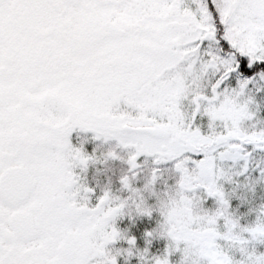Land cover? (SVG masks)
<instances>
[{
  "label": "snow or ice",
  "instance_id": "6c2138e0",
  "mask_svg": "<svg viewBox=\"0 0 264 264\" xmlns=\"http://www.w3.org/2000/svg\"><path fill=\"white\" fill-rule=\"evenodd\" d=\"M0 264H264V0H0Z\"/></svg>",
  "mask_w": 264,
  "mask_h": 264
}]
</instances>
